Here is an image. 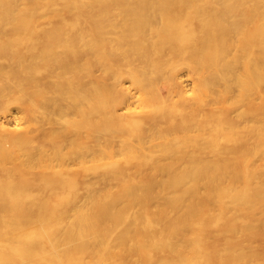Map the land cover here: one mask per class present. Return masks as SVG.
I'll return each mask as SVG.
<instances>
[{
    "label": "bare ground",
    "instance_id": "1",
    "mask_svg": "<svg viewBox=\"0 0 264 264\" xmlns=\"http://www.w3.org/2000/svg\"><path fill=\"white\" fill-rule=\"evenodd\" d=\"M0 264H264V0H0Z\"/></svg>",
    "mask_w": 264,
    "mask_h": 264
},
{
    "label": "rangeland",
    "instance_id": "2",
    "mask_svg": "<svg viewBox=\"0 0 264 264\" xmlns=\"http://www.w3.org/2000/svg\"><path fill=\"white\" fill-rule=\"evenodd\" d=\"M183 72H185V70H183ZM16 111H17V109L13 107V112H16Z\"/></svg>",
    "mask_w": 264,
    "mask_h": 264
}]
</instances>
